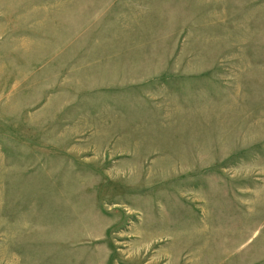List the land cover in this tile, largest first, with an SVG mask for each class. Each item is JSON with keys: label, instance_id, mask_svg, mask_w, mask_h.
<instances>
[{"label": "rangeland", "instance_id": "374dc122", "mask_svg": "<svg viewBox=\"0 0 264 264\" xmlns=\"http://www.w3.org/2000/svg\"><path fill=\"white\" fill-rule=\"evenodd\" d=\"M0 264H264V0H0Z\"/></svg>", "mask_w": 264, "mask_h": 264}]
</instances>
